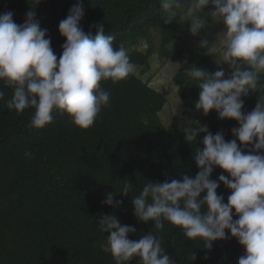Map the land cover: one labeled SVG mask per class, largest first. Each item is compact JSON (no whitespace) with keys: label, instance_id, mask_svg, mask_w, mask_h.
Wrapping results in <instances>:
<instances>
[{"label":"clouds","instance_id":"9594fccd","mask_svg":"<svg viewBox=\"0 0 264 264\" xmlns=\"http://www.w3.org/2000/svg\"><path fill=\"white\" fill-rule=\"evenodd\" d=\"M160 7L166 14L165 23L177 17L176 10L183 9L192 36L200 34L208 17L223 25L214 42L207 38L199 41L205 54L214 52V44L220 46L221 54L216 56L219 67L214 72L191 67L188 75L198 82L199 89V99L192 103L200 119L215 111L220 120H235L238 127L231 129L233 139L228 141L222 131L213 134L210 127H185V142L204 146L196 150V175L179 172L178 177L147 181L139 190L124 182L119 193L134 194V216L127 222L135 217L151 231L129 239L136 231L134 226L122 224L115 214H101L95 223L100 232L109 235L100 243V250L111 257L110 264H132L134 260L136 264H177L160 240L168 225L187 240L202 242L207 250L204 260L209 259L207 253L216 241L235 238L243 249L237 264H264V98L257 96L254 109L244 110V98L264 91V84L259 83L264 74V0H161ZM84 16L83 3L77 0L59 22L58 31L65 42L58 59L35 8L26 13L22 24L14 21L11 11L0 13V101L17 115L32 109L29 129L44 128L53 121L54 113L65 115L81 132L90 131L94 123L104 124L100 115L111 102L110 83L136 78L167 94L153 87L147 77L154 60H172L161 59L159 53L151 60V52L150 61L142 64L128 56L135 50L128 53L123 46L114 47L115 38L105 35L103 23H94L85 32L81 27ZM223 65L228 66L227 73ZM5 88L11 90L9 99H5ZM112 109L113 102L109 112ZM127 114L120 106L106 123ZM105 132L106 124L93 141L104 145ZM201 132L205 135L198 140ZM93 141L88 145H94ZM24 157L31 159L32 153L26 150ZM217 168L222 173L214 180ZM221 183L230 190L226 203L217 193ZM114 195L108 193L102 204L121 207L123 200L114 199Z\"/></svg>","mask_w":264,"mask_h":264},{"label":"trees","instance_id":"16d2710c","mask_svg":"<svg viewBox=\"0 0 264 264\" xmlns=\"http://www.w3.org/2000/svg\"><path fill=\"white\" fill-rule=\"evenodd\" d=\"M76 2L40 0L36 4V0H0V13L11 11L14 21L22 24L26 13L35 8L36 18L48 30L51 47L59 59L65 39L60 36L58 25ZM81 2L85 9L81 21L84 31L88 32L94 23H103L105 35L115 38L116 48H125L127 44L136 48L142 42H147L143 44L147 48L157 31L161 37V59L175 61L188 53L184 67L173 81L181 99L194 104L198 101V82L188 75L191 67L214 72L219 66L208 54L193 51L189 46L192 36L174 44L178 38L191 35L190 21L177 15L165 23L161 0ZM173 44L175 47L171 48ZM151 52L136 49L128 56L146 64ZM259 83L264 84V74ZM107 89L111 102L100 115L105 123H94L88 132L73 127L65 115L58 113L44 128L29 129L32 109L17 115L0 101V264H110L111 257L99 247L109 235L100 232L95 223L101 214H115L122 224L134 226L136 231L129 234V239L136 240L151 231L135 217V221L127 222L134 216V194L122 196L119 190L123 183L127 181L139 190L147 181L178 177L179 172H198L196 150L204 146L186 143L184 131L176 127L168 130L163 125L160 113L167 104L163 93L136 78L110 83ZM4 91L5 99L11 98V90ZM257 96L264 98V91L244 98V110L254 109ZM120 106L129 114L106 123ZM203 119L213 134L222 131L226 141L233 139L231 129L238 127L235 120H220L215 111L203 115ZM105 124L104 145H99L93 140ZM204 135L201 132L198 140ZM92 141L94 145H88ZM26 150L32 153L31 159L24 157ZM221 173L217 168L212 179H218ZM108 193H115L114 199H122V206L113 209L102 204ZM217 193L224 196L226 203L230 190L221 183ZM160 240L165 253L177 264H237L243 254L233 238L216 241L207 253L209 259L204 260L207 250L202 242L187 240L178 229L168 225Z\"/></svg>","mask_w":264,"mask_h":264},{"label":"rangeland","instance_id":"374dc122","mask_svg":"<svg viewBox=\"0 0 264 264\" xmlns=\"http://www.w3.org/2000/svg\"><path fill=\"white\" fill-rule=\"evenodd\" d=\"M179 17L183 20V9H179L177 13ZM223 30V25L221 23L213 22L209 17L207 18L206 26L204 29L201 30L198 36L189 35L188 37H181L178 38L176 42L179 40H185L192 36V42L189 43V46L192 47L193 51L195 50L198 54L206 52L204 49H200L198 47L199 41L202 38H207L210 42H214L216 37L219 33ZM143 44H147V42H142L136 48L131 47L129 44L125 46L127 52H132L133 50L137 51H144L147 52L149 49L152 50V58L157 57L159 53V49L161 46V37L157 31L153 32L152 37L148 41L147 48H143ZM171 45V48H174L175 45ZM220 53V46L214 44V52L210 54V58L212 62L217 65L216 63V56H219ZM188 58V53H185L183 57L169 62H158L154 60L153 62V69L148 73L147 80L151 83L153 87L158 90L165 91L167 94V104L162 113L160 114L161 122L168 130H172L174 127L178 128L179 130L183 131L185 127H208L206 122L200 119V112L195 109V106L190 101L182 100L179 95L178 91L176 90V86L172 83V78L178 72V70L183 66L185 61ZM218 66V65H217ZM225 71L227 73L228 66L223 65ZM201 124V125H199Z\"/></svg>","mask_w":264,"mask_h":264}]
</instances>
